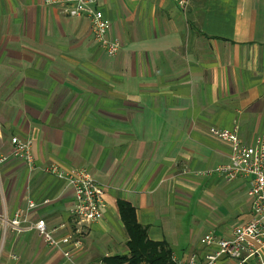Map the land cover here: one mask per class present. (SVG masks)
Returning a JSON list of instances; mask_svg holds the SVG:
<instances>
[{"label":"crops","instance_id":"1","mask_svg":"<svg viewBox=\"0 0 264 264\" xmlns=\"http://www.w3.org/2000/svg\"><path fill=\"white\" fill-rule=\"evenodd\" d=\"M179 1L99 0L120 44L109 57L89 17L69 16L63 0H0V220L22 213L49 230L65 224L57 239L74 230L73 190L45 171L54 165L86 169L105 188L78 264L130 255L120 203L172 264L202 263L205 234L227 237L250 222L249 178L196 174L229 162L230 146L211 130H237L246 145L264 138V0ZM14 137L31 142L34 169L12 155ZM260 261L264 248L216 264ZM0 264L63 257L36 231L7 228Z\"/></svg>","mask_w":264,"mask_h":264},{"label":"built area","instance_id":"2","mask_svg":"<svg viewBox=\"0 0 264 264\" xmlns=\"http://www.w3.org/2000/svg\"><path fill=\"white\" fill-rule=\"evenodd\" d=\"M45 1L50 4L54 0ZM63 1L67 5L66 13L69 16L87 15L89 17L94 42L107 56L114 57L120 50V44L116 39L109 38L110 22L101 11L96 9L99 0ZM186 3L184 0L179 1L182 8H185ZM210 133L217 140L230 146L229 162L198 172L196 175L202 177L216 175L228 182L240 177L249 178L248 196L252 201L251 220L243 226L234 228L227 237L217 236L212 232L205 234L200 240V244L206 249L204 261L200 263L192 258L182 264H216L220 259L245 262L256 257L260 249L264 248V138H258L252 145H246L240 140L237 130L213 129ZM11 145L14 158L25 162L30 169H34L31 142L14 137L11 138ZM6 159L1 157L0 162ZM45 171L64 179L73 190L74 202L69 215L71 222L75 225L74 230L61 239H57L54 237V232L64 229L65 224L49 230L44 220L30 222L22 213L16 214L12 219L2 217L0 229L10 228L16 233L36 231L49 246L61 252L63 264H78L76 256L82 249V229L103 218L106 208L105 188L83 168L65 172L53 165ZM32 208L34 204H30L29 210ZM259 264H264V261H260Z\"/></svg>","mask_w":264,"mask_h":264},{"label":"trees","instance_id":"3","mask_svg":"<svg viewBox=\"0 0 264 264\" xmlns=\"http://www.w3.org/2000/svg\"><path fill=\"white\" fill-rule=\"evenodd\" d=\"M119 211L130 236V255L107 258L104 260V264H117L119 262H128L127 264H172L169 259L170 254L164 244L145 242V230L136 223L134 210L128 204L120 203Z\"/></svg>","mask_w":264,"mask_h":264},{"label":"rangeland","instance_id":"4","mask_svg":"<svg viewBox=\"0 0 264 264\" xmlns=\"http://www.w3.org/2000/svg\"><path fill=\"white\" fill-rule=\"evenodd\" d=\"M128 262H119L117 264H127ZM143 264V263H142Z\"/></svg>","mask_w":264,"mask_h":264}]
</instances>
